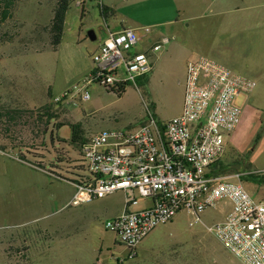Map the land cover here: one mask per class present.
I'll return each mask as SVG.
<instances>
[{
    "label": "rangeland",
    "instance_id": "374dc122",
    "mask_svg": "<svg viewBox=\"0 0 264 264\" xmlns=\"http://www.w3.org/2000/svg\"><path fill=\"white\" fill-rule=\"evenodd\" d=\"M14 1L4 18L6 1L0 0V264H244L202 223L191 225L194 216L185 209L154 228L134 252L106 227L124 208V192L70 204L75 188L68 179L85 168L81 143L73 141L75 125L84 141L105 129L139 127L148 107L162 121L180 114L187 65L197 55L189 48L194 25L187 28L179 6L153 14L147 10L150 0H81L83 6L75 0L62 41L78 44L93 65L92 53L107 32L103 4L116 9L114 23L135 28L143 37L135 49L168 40L156 52L153 70L121 94L94 82L88 87L90 99L76 93L57 101L88 74L65 75L49 30L58 0ZM258 3L252 12L264 11V0ZM91 30L97 39L89 38ZM237 72L254 77L250 71ZM254 78L261 91L253 96L250 146L242 151L238 168L264 174V88ZM16 98L26 100L24 109ZM236 101L244 107L243 97ZM241 183L254 198L264 199V183ZM230 206L219 201L202 213L203 221L222 220Z\"/></svg>",
    "mask_w": 264,
    "mask_h": 264
},
{
    "label": "built area",
    "instance_id": "2783aa9c",
    "mask_svg": "<svg viewBox=\"0 0 264 264\" xmlns=\"http://www.w3.org/2000/svg\"><path fill=\"white\" fill-rule=\"evenodd\" d=\"M142 38L135 28L109 30L92 55V70L74 90H65L56 100L76 93L88 100V87L94 82L120 91L146 76L168 38L146 50H135ZM256 85V80L210 56L190 60L180 114L162 121L148 107V116L139 127L105 129L82 142L85 168L68 179L75 188L70 204L124 192L123 211L106 227L134 252L154 228L185 209L194 216L191 225L202 223L244 264H264V199L253 197L241 183L240 173L213 172L225 152L226 135L242 118L236 97L250 93ZM221 200L231 204L225 217L205 223L202 213Z\"/></svg>",
    "mask_w": 264,
    "mask_h": 264
},
{
    "label": "crops",
    "instance_id": "0c3cea01",
    "mask_svg": "<svg viewBox=\"0 0 264 264\" xmlns=\"http://www.w3.org/2000/svg\"><path fill=\"white\" fill-rule=\"evenodd\" d=\"M260 1L150 0L147 1V10L153 14H163L169 11L172 12L176 6H179V9L183 11L182 19L187 22V28L194 25V36L191 39L192 41H190L191 46L189 47L193 54L197 55V57L198 55L210 56L236 70V72L240 70L244 73H249L250 71L263 84L264 88V11L260 9L251 11L260 6L261 3H258ZM83 2L79 0L78 4L83 6ZM104 5L114 8L109 4H103L102 6ZM114 10L116 13L115 8ZM111 16L107 19L104 18L107 27L106 37L109 30L117 31L125 27L122 24L114 23ZM102 42L103 40L98 43L92 54L99 49ZM147 48L148 46H141V49L137 47L135 50H145ZM58 52L66 69L65 75L67 78H72L82 73H89L94 67L91 57L87 56L79 45L74 42L67 44L61 40L58 45ZM254 77L249 78L255 79ZM257 90L261 91L259 88H255L250 93H242L236 97L241 96L245 100L244 107H241L242 118L238 127L226 135L225 152L217 165L221 173H251L240 170L238 165L240 166L242 161V151L246 149V146H248L247 149L250 146L246 142L249 135L247 130H249L250 113L254 108L253 96ZM262 92L264 93V89ZM18 100H20V107L24 109L27 103L26 100L21 101L20 98H16V101ZM238 104L241 106L240 103ZM122 211L123 209L113 217L119 215Z\"/></svg>",
    "mask_w": 264,
    "mask_h": 264
},
{
    "label": "trees",
    "instance_id": "16d2710c",
    "mask_svg": "<svg viewBox=\"0 0 264 264\" xmlns=\"http://www.w3.org/2000/svg\"><path fill=\"white\" fill-rule=\"evenodd\" d=\"M6 1V10L3 12V17L6 18L9 9L15 4L14 0H5ZM75 0H58L57 4L54 8V14H53V18L51 20V24H50V33L53 36V45L55 47H57L63 37V31H64V23H65V19H66V14L68 9L70 8L71 4L74 2ZM115 13L114 8L109 7V6H102V15L104 18H108L111 15H113ZM126 86H123L122 89L120 91H117L119 94H121L124 90H125ZM115 92V91H114ZM8 112H16L13 110H8ZM75 130H74V138L73 141L76 143H81L82 141L80 138V134H79V129H78V125H75ZM80 144V145H81ZM219 161V160H218ZM218 161L213 165V172L214 173H221L218 165ZM241 179L243 180H249V181H253L255 183H264V174H259V173H250V174H241Z\"/></svg>",
    "mask_w": 264,
    "mask_h": 264
},
{
    "label": "water",
    "instance_id": "95a60500",
    "mask_svg": "<svg viewBox=\"0 0 264 264\" xmlns=\"http://www.w3.org/2000/svg\"><path fill=\"white\" fill-rule=\"evenodd\" d=\"M88 36L92 40H95L96 39V34H95V32L93 30H91V31L88 32Z\"/></svg>",
    "mask_w": 264,
    "mask_h": 264
}]
</instances>
